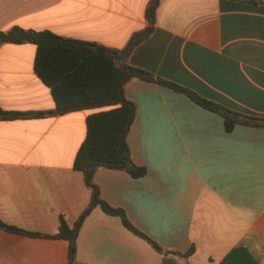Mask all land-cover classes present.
I'll use <instances>...</instances> for the list:
<instances>
[{
  "label": "crops",
  "instance_id": "obj_1",
  "mask_svg": "<svg viewBox=\"0 0 264 264\" xmlns=\"http://www.w3.org/2000/svg\"><path fill=\"white\" fill-rule=\"evenodd\" d=\"M151 0H0V31L18 26L120 49L148 24ZM152 31L128 62L206 99L264 117V5L243 0H157ZM35 45L0 43V107H54L33 70ZM127 133L131 177L99 168V196L164 249L91 207L75 238V264H264V128L236 124L182 93L132 77ZM106 107L0 120V220L53 234L92 199L72 167L85 118ZM0 264H69L68 241L0 229Z\"/></svg>",
  "mask_w": 264,
  "mask_h": 264
},
{
  "label": "trees",
  "instance_id": "obj_2",
  "mask_svg": "<svg viewBox=\"0 0 264 264\" xmlns=\"http://www.w3.org/2000/svg\"><path fill=\"white\" fill-rule=\"evenodd\" d=\"M243 1L264 5V0ZM156 2L157 0H151L147 7L149 24L120 49L57 35L49 30L12 26L0 31V43L30 42L35 45L33 70L49 88L54 102L52 109L41 111L22 112L0 107V120L38 118L106 107L86 116L85 136L73 158V169L83 173L85 184L92 190L90 204L82 210L74 224L69 226L61 215L58 218L57 231L45 234L30 232L0 220V229L6 231L67 240L69 264H75V238L79 226L95 205L106 214L118 216L126 229L146 240L158 252L187 257L193 250V247H190L180 252L159 246L129 221L122 208L110 206L100 198L98 188L92 181L93 173L99 168L123 170L133 178L146 173L145 166L132 161L126 140L135 113L134 103L128 100L123 92L124 83L130 78L137 77L146 82L158 83L184 94L200 107L218 113L222 117L225 131H231L236 124L264 128V117L246 115L229 109L185 86L154 76L140 67L129 64L128 57L131 51L152 31L151 23Z\"/></svg>",
  "mask_w": 264,
  "mask_h": 264
}]
</instances>
